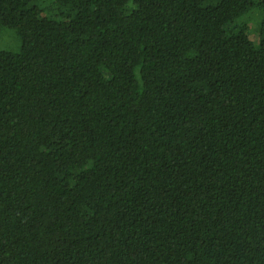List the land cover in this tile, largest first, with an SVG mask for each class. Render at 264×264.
<instances>
[{
    "label": "trees",
    "instance_id": "obj_1",
    "mask_svg": "<svg viewBox=\"0 0 264 264\" xmlns=\"http://www.w3.org/2000/svg\"><path fill=\"white\" fill-rule=\"evenodd\" d=\"M0 264H264V0H0Z\"/></svg>",
    "mask_w": 264,
    "mask_h": 264
},
{
    "label": "rangeland",
    "instance_id": "obj_2",
    "mask_svg": "<svg viewBox=\"0 0 264 264\" xmlns=\"http://www.w3.org/2000/svg\"><path fill=\"white\" fill-rule=\"evenodd\" d=\"M16 45L17 43L12 32L5 30L0 32V49L10 50L14 49Z\"/></svg>",
    "mask_w": 264,
    "mask_h": 264
}]
</instances>
